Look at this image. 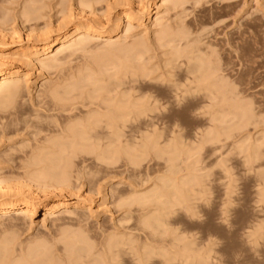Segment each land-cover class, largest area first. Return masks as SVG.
Wrapping results in <instances>:
<instances>
[{"label": "rangeland", "instance_id": "rangeland-1", "mask_svg": "<svg viewBox=\"0 0 264 264\" xmlns=\"http://www.w3.org/2000/svg\"><path fill=\"white\" fill-rule=\"evenodd\" d=\"M40 1L41 2L34 1V3H32L33 1L31 0L29 2L28 0H0V34L7 36L13 32H20L23 35L29 32L33 27L44 29L45 26L47 27L50 24H53L50 26L54 29L55 25H57V21L62 15L60 13L62 7H59L60 0ZM139 1L140 0H137L136 3L138 4ZM157 1L158 0H156V2ZM184 1L186 4L177 9V11L169 10L168 6L162 9V16L165 18L162 24L165 29L168 31L171 30L175 39L183 37L185 34L183 38H187L181 43V46L184 45L185 47L188 42L197 38L199 39L200 46L203 48L212 43L213 49L211 50L216 53L215 59L218 58L216 59L217 61H215L221 67L220 69H222L220 71L221 80L223 79L222 81H225V84H229L231 89L234 88L232 90L235 91V94H240L235 97L233 103L236 104L237 102L239 104L243 101V105H239L244 106L245 104V106L247 105L246 108L249 106L247 110L243 108L247 111H245L246 116H242L243 114L240 113H243V111L241 112L238 110L235 111L237 113H235V116L228 117L230 118L227 120L228 122L231 118L233 122L235 121L234 123H232V121L229 123L227 122V124L231 125V129L233 130L231 131L230 129L231 133L229 132L230 125L228 127L225 123L226 125H223L224 127H221L220 124L218 126V123L211 121V114H198L192 110L182 111L175 109V103H177V101L173 98L175 95L170 94L171 90H169V87L172 83L168 81H171L173 78H169L167 74L162 75L166 70L160 69L157 71L158 69L156 68L157 72L155 71L154 73L150 70L152 73L148 71L147 74L150 75V77L147 76V78H138L139 76L137 77L136 74V76H134L133 72L135 73L138 71L141 73L137 69L134 70L129 68V72L126 70V72H124L125 74H123L125 70L120 72V69H122L121 66L128 62L127 59L124 60V58H128L129 55H132L129 60L131 61L133 59L132 65L135 64L134 67H138L140 63L143 62L142 60H145L146 64L150 66L148 67L144 62L143 64L146 65L144 68L147 69H152V66L155 65H159V67L165 66L170 55L169 57L167 56L169 48H163V46L169 39L165 38L166 40H164L163 38L162 42L158 39L161 43H156L158 40H156L157 38L155 37L158 36V30H162V27L152 28L151 33L146 36L144 35L145 39L141 40V42L144 41L143 47H140V50H143L142 53L145 52L144 50L146 48H150L149 50L151 51L149 53L145 52L141 62H139L140 59L136 62L133 56L135 55L134 51L132 53L125 52V54L120 56V53L124 52L122 51L123 49L120 48L121 46L122 48L124 47L130 50L133 48L132 45L135 44V41L137 42L143 35L142 31L144 28L140 27L139 24L135 22L133 28L135 27L134 29L136 32L133 29V32L125 35V32L120 30L112 35L113 37L111 36L112 42H114L115 45V47L113 45V48L101 44L103 43L102 40H95L96 42L89 45V49L87 50L88 53L77 54L72 58L73 62L64 66L63 74L52 71L39 75L35 71L32 72L30 68L24 64H17L21 67V71L31 73L30 92L27 91L25 97L17 100L18 102L16 101L17 104L14 103L11 108H7L8 110L2 113L4 116H10L12 114L11 111L13 113L16 112L14 108L16 106L18 108L21 107L20 112H22L21 110H23V112L28 111V115H31L32 112L37 114H41L42 112L45 113V111L39 109L37 105V95L40 85L43 82H56L60 75L63 77L67 74L78 72L79 68H83L85 65H89L90 68L96 70H103L101 76L105 81H109L110 84H124L121 88L113 92L112 96L120 95L122 92L126 97H132V100L137 97L141 98V95L142 99L140 100H143L144 95V98L145 96L146 98L151 96L152 100L155 98L153 101H157L154 110H151L152 112L149 111L147 116L145 115L146 117H140L139 123H136L135 132H132L130 125L124 130V140L126 141L127 138L134 136L138 144L137 149L132 151L131 155L126 156L124 154L125 152H123L119 158L117 157L119 160H116L115 163H100L94 161L92 156L91 158L86 157V159L88 158L90 160L86 161L81 157V161H79L80 158H77L78 161L75 162L76 168H74V171H77L76 173L80 170V163L82 161L85 162V164H82L84 162L81 163L83 168L84 166L88 168L86 169L85 167V170L83 168L80 170L83 171L85 175L77 174L74 176L76 182L78 175H80V177L82 176L81 178L79 177L80 180H85H81L82 182L80 181L84 186L78 182L80 184L79 186L82 185L84 187L82 188L83 191L80 192L85 195L90 193V190L94 189L91 192H93L92 194L95 196L96 206H99L103 202L98 195H95L97 193V191H95L97 189L95 188L103 186L105 189H103L105 191L104 195L107 196L106 200H108V209L107 207L105 208L106 210L101 208L102 212L96 213L94 216H89L88 212L82 211L84 214H81V217L74 221H70L69 223H67L68 220L66 223H49L45 228L41 227L44 218L42 215L43 212H40L38 218H35L37 224L33 226L32 230L30 229L29 231L28 229H24L21 233L19 232L18 235H16V237L20 239L18 243L24 244V247L30 246L32 247L31 249H33L43 244L44 246H40L42 253L39 251L38 254L44 257L45 260H49V264H67L68 255L65 252L66 241L75 234H81V236L84 235V237L90 239L88 241L91 242L92 248L94 247L92 255L86 260L84 259L80 264H94L92 262L101 256V246L105 242L107 234L110 235L113 231V227L123 219H128L129 221L125 220L126 222H124L123 225L119 227L121 229L118 230L121 233H128L131 235L127 237L129 238L126 241L127 246L122 247L125 250L123 249L122 251V249H120L123 253L121 258L119 257L117 259L119 264H139L140 261L137 263L138 258L145 253L141 255L139 253L140 256L137 259L136 257L138 255L136 254L140 247L142 249L144 248L142 247L144 244H146L145 252L148 251L151 253L149 250L151 246L152 250L155 249V254L151 253L153 257L149 260V264H264V0ZM102 3L99 6L100 9H104L107 5L106 2ZM53 7H57L58 9H54ZM120 8L121 7H118L119 10H121ZM27 9L29 10L26 11ZM30 9L31 11L33 10V13L39 9V14H37V12L33 14ZM25 11L26 13H31L30 18L28 17L29 21H26L27 18H25V16L24 18L26 20L22 18V12L25 13ZM38 15L40 18L44 19H42V21L41 19L38 20ZM32 17H35L37 20ZM123 24H125L124 21H122V29H125V25ZM160 37L162 38V35ZM192 43V45L189 43L190 46L194 45V42ZM197 43H195V46H199ZM116 44H118V46ZM160 44H162V47H160ZM120 57H122L123 60L122 58L120 59ZM121 63L123 64L121 65ZM149 63L151 65H149ZM95 66L97 68H94ZM99 66L100 69L98 68ZM105 68L107 70H105ZM132 70L134 71L132 72ZM103 75L106 77L104 76V78ZM178 76H176L178 79L182 78V74ZM176 77H174V81L177 80ZM143 78L144 80H142ZM173 80L171 82H173ZM111 89L114 88L112 87ZM78 92H83L81 97V101H83L87 93H94V88L89 86L85 88V90L83 89ZM78 92L76 94H78ZM102 93L98 92L93 95L99 96L102 94L101 96H103L105 91ZM78 101L81 103L80 99ZM154 103L155 102H153V105ZM207 103L208 100L201 102L202 105ZM17 107L16 109H18ZM250 110L252 111L251 114ZM247 114L249 116H247ZM239 117L243 118L244 122L247 123L246 125L244 123L246 128L242 127L243 130L240 127L243 119L241 120ZM235 118L236 120H233ZM247 119L250 121L248 122ZM6 121L8 120H4V127L0 126V128H4L0 129V155L3 154L5 150L13 148V152L16 151V153H12L15 157L24 156L22 153H29L32 146L38 144V139L44 138L47 134L43 133L45 135H42V137L41 134L38 133L37 137L35 134L37 128L30 126L26 129L24 124H14L15 126L10 124L13 125V127L8 125ZM237 125L241 129L240 131L238 127H236ZM211 128H215L217 131H219L218 129L221 130L218 132V136H214L215 139L211 140L212 142L208 141L206 142L207 144H205L203 143L205 137L203 134L206 133L205 131L217 132L215 129L212 131L213 129ZM222 131H225L226 135ZM227 134L230 137L232 136V139L229 138ZM221 135L224 137L222 138ZM219 136L222 138L220 139L221 142L220 140L215 142L217 139L216 137ZM245 137L246 140L251 139L250 142L249 140H247L248 142L246 141L248 145L243 143L245 142L243 139ZM155 139L158 144L152 143ZM223 141L224 143H222ZM105 142L106 141H104V143ZM169 142H171L170 145H172L171 147L169 146L167 150V148L164 147L167 146ZM257 143H259V145ZM260 145L263 146L261 147ZM24 147L26 148L24 149ZM170 160H172V162H170ZM14 167L15 164L13 168L11 165L12 170L20 171ZM86 170H89L87 172L91 173V177L87 178L91 181L90 183L88 180L90 186L85 179L87 177L86 174L89 176V174L85 172ZM171 171L174 175L170 173ZM92 178L95 179V181H93ZM173 185H176L178 189L174 191L173 187L176 186ZM114 186H119L118 193L113 192L114 190L112 189H115ZM134 192L137 193L136 196L145 193L146 195L150 193H154V195L157 194L160 196V200L162 198L161 202L167 204L165 206L161 204L166 208L161 207V205L158 204L159 202L157 203L158 206L152 205L156 207H148L150 208L148 211L153 210L151 212H154V214L150 216L152 217L155 215V219L151 221V224L155 225H153V231L152 229L141 228L143 226L139 224L141 220L139 214L142 212L138 213L141 208L138 207L137 204H133L132 206L124 205L127 207L112 204L119 194L124 195L125 198H127L129 194V198ZM113 193H115V195H113ZM170 203H174L175 206H173V204L172 206L168 205ZM138 208H140L139 211ZM154 208L156 209L154 210ZM96 211L97 209H94V212ZM156 218L157 221L160 223L162 222V225H165L160 226L159 223L157 224ZM134 227L138 230L134 229L133 232L132 229ZM154 227L157 228L155 229ZM1 231L2 229L0 232ZM146 239H148V241ZM139 240L140 242H138ZM24 247H22L23 250ZM43 247L45 248L44 250ZM131 248H135V252H132ZM25 249L27 251L28 247ZM23 250L20 251L22 254H25ZM45 250H47V255ZM181 250H185V252L181 254ZM18 252L14 255L15 257L16 255L17 257L21 256V252ZM142 252H144V250H142ZM120 255L121 254L118 256ZM183 256H185V262L180 258H183ZM170 258H172V260ZM166 259H169L167 261L170 262H167Z\"/></svg>", "mask_w": 264, "mask_h": 264}, {"label": "bare ground", "instance_id": "bare-ground-1", "mask_svg": "<svg viewBox=\"0 0 264 264\" xmlns=\"http://www.w3.org/2000/svg\"><path fill=\"white\" fill-rule=\"evenodd\" d=\"M29 1L30 0H28V2ZM31 1H33L32 3H34V1L41 2L40 0ZM102 2L107 3L104 9H100L99 7ZM136 2L137 0H60L59 7H62L60 11L62 15L61 18H59V20L57 21V25H55L54 29H52L51 27L53 24L49 23L51 26L48 24L49 26L46 27L44 24V29H38L37 27H33L29 30V32H26L23 35L20 32H13L12 34H9L7 36L0 34V126H3L4 120H8L6 121L8 125L24 124L26 129L30 126L37 128L35 133L36 135L39 133L42 136L47 133L44 138H41L40 140L38 139V144L32 146V149L29 153L24 154L25 152L22 150L24 152L22 153L24 156L15 157L12 154L16 153V151L13 152V148L5 150L3 154L0 155V230L2 229V231L0 232V264H49V260H45L44 257H41V255L38 254L39 251L42 253V251L40 250V246H42L43 244H37L38 246H33V249H31L32 247L27 246L28 249L26 251L25 248L27 247H24V244L18 243L20 239H18L19 237H16V235H18L19 232L21 233V231L24 229H28L29 231L30 229L32 230L33 226L37 224L36 219L40 215V212H43L42 215L44 218L41 227L45 228L48 226L49 223H66L67 220V223H69L70 221H74L75 219L80 218L81 214H84L82 211L88 212L89 216H94L96 213L102 212L101 208H103V210L106 207L107 209L109 208L107 202L108 200H106L107 196L104 195L105 189L103 186H98L97 188H95L97 189L95 190L97 191V193L95 192V195H98L100 200H102L103 202L99 206H96L97 204L95 196H93V192H91L94 189L90 190V193H87L85 195L81 193L83 191L82 188H84V185L81 182L85 180L81 179V181L80 178L82 176L80 177V175H85V173L80 170L81 168H83V165H81V163L84 161L80 163L81 168L80 170H78V173H76L77 171H74V168H76L75 162L78 161L77 158H80L79 161H81L82 158L83 160L87 161L90 160L88 158H91L92 156L94 161L107 164L110 162L115 163L116 160L118 161V158L120 157V155L123 154V152H125L124 154L126 156L131 155V152L137 149L138 144L136 143V137L134 136H130L131 138H127L126 141L124 140V130H126L125 128H128L127 126L130 125L132 132H135L136 123L139 121L140 117L145 115L147 116V113L149 111L152 112L151 110H154V107L157 105V101H153L155 98L152 100L151 96H148L147 98L145 96L144 98L143 95V100H140L142 99V95L141 98L137 97L132 100V97H126L125 94H123L122 92L120 95L112 96V93L118 90V88H121L124 84L113 83V85L110 84L109 81H105V79H103L101 76L103 70L100 69V66L102 65L98 67L100 70H96L90 68L89 65H85L83 68H79L78 72L67 74L63 77L60 75L59 78H57L56 82H43L40 85L39 92L37 95V105L39 106L38 108L42 109V111H45V113L42 112L43 114H37L32 112L31 115H28L27 110V112H23V110H21L22 112H20L21 107L18 108L16 106L19 109L18 110L16 109V107L13 106L16 112L13 113L11 111L12 114H9L10 116H4L2 115V113L6 112V110H8L7 108H11L14 103L17 104V100H20L22 97H25L27 91L30 92L29 86L32 78L31 73L21 71V67L17 65L18 63L26 65L30 68L32 72L35 71L39 75H41L42 73H50L52 71L61 74L63 72L64 66L73 62V57L80 53H88L87 50L89 49V45L96 42L95 40H102L103 43L101 44H104L109 48L110 46L111 48H113L114 42H112L111 36L119 32L120 30L125 32V35L130 34V32H133L132 30L135 28H133V24L135 22L138 23L140 27L144 28V30L142 31L143 35L139 38L137 42L135 41V44L132 45L133 48H131L130 50L125 49L124 47L122 48L121 46L120 48L123 49L122 51L124 52H121L120 56L122 54H125V52L132 53L134 51L135 55L133 56L136 59V62L139 59V62H141L143 56L145 55V52H151L149 50L150 48H146L144 50L145 52L142 53L143 50L141 51L140 47H143L144 41L141 42V40L145 39V36L151 33L152 28L162 27V30H158L159 34L157 32L158 36L155 37L157 38L156 40L160 39L161 42L163 38L164 40H166L165 38L169 39L167 42L164 43L165 45L163 46V48H169L167 56L169 57L170 55V58L166 61L165 66L159 67V65H155L152 66V69H147L144 68V66L146 67V65L148 66V64H146L145 60H142L143 62L140 63L138 67H134L135 64L132 65L133 59L131 61L129 60L132 55H129L128 58H124V60L127 59L128 62L125 64L121 63V65H123L121 66L122 69H120V72L125 70L123 71V74H125L124 72H126V70H128L129 68L134 70L137 69L141 73H139L138 71L134 73V70H132V72L134 76H139L138 78H147V76L150 77L147 72L152 70L154 73L156 71V68L158 69L157 71H159L160 69L166 70L162 75L167 74V76H169V78L171 79H174V77L178 76L179 74H182V78L178 79L176 77V81H174L173 79V82H171L172 80H168L170 83H172V85L170 84V87L168 83V87L170 88L168 89L172 92H170V94H174L175 96H173V98H175V100L177 101V103H175V109L182 111L192 110L193 112L198 114H211V121L218 123V126L219 124L221 127L223 125L225 126L228 122L227 120L230 119L228 117L235 116V111H243V113L240 114H243L242 116H246V110L247 108H249V106L247 108V105L245 106V104L244 106H242L243 101L239 103L242 105H239L236 101V104L233 103L235 97L240 94H235V91L232 90L234 88L231 89L229 87V84H225V81L223 82V79L221 80L220 71L222 69H220L221 67L218 65V63H216V59L218 58L215 59L216 53L215 51L211 50L213 49L212 43L203 48L200 46L199 39L197 38L193 39L192 41L188 39L190 42H188L185 47L184 45L181 46V43L184 42V40H186L187 38H183L185 37V34L183 35V37L175 39L171 30L168 31L163 26L162 23H164L163 20H165V18H163L162 16V9L168 6L169 10L177 11V9L183 7V5L186 4L184 3L185 1L158 0L156 2V0H140L138 4ZM118 7H121V10H119ZM53 8L56 9L57 7ZM28 10L29 9H27L26 11ZM38 10L34 13L37 12V14H39ZM26 11L25 13H23L24 11L22 12V18H24L25 16L27 20L25 18L24 19L26 21H29L28 17L30 18L31 13H26ZM31 12L33 13V10ZM32 18L37 20L35 17ZM39 19H41L42 21V19L44 18L39 17L38 20ZM122 21H124L125 23L123 24L125 25V29H122ZM161 35L162 38L160 37ZM160 41L158 40V42L156 43H161ZM192 42H194L193 46H195V43L197 42L199 46H190L189 43H191L192 45ZM162 44H160V47H162ZM116 45L118 46V44ZM121 58L122 57H120V59ZM144 62L146 65L143 64ZM150 63L149 65H151ZM118 67L120 68L119 65ZM94 68L97 67L95 66ZM105 70L107 69L105 68ZM127 72H129V70ZM105 75H103V77ZM142 80H144V78ZM89 86L94 88V93H102L105 91L106 94L104 93V95L101 96L103 94L102 93L99 96H95L93 95L94 93H87V96H85L86 100L83 99V101H81L83 92L79 93L78 91L83 89L85 90V88ZM112 87L114 89H111ZM77 92L78 94H76ZM79 99L81 103L78 101ZM204 100H208V103L202 105L201 102H204ZM153 102H155L156 104L154 103L153 105ZM78 105H81L82 109L81 106ZM243 108H245L246 110ZM83 109L87 110L84 111ZM251 113L252 111L250 112V114ZM247 116L249 115L247 114ZM240 119L242 120L243 118ZM249 119H247L248 122L250 121ZM233 120H236V118ZM230 121H232V118ZM234 122L232 121V123ZM244 123L245 122L243 119L242 125L240 126L241 129L242 127L246 128V126H244ZM246 124L247 123H245V125ZM229 125L230 124H227L228 127ZM236 127H238V125ZM240 127H238L239 131L241 130ZM214 129L212 131H214ZM230 129L231 125L229 128V132L231 133V131L233 130L231 129L230 131ZM218 130L219 131L216 130L217 132H207L206 130V133L203 134L205 135V137L204 139L202 138L204 140L203 143L207 144L206 142L214 140V136H218V132H220L221 129ZM222 132H224L226 135L225 131ZM228 134L227 136L231 138L232 136L230 137ZM221 136H219L220 138L216 137L217 139L215 140V142L224 137L222 136L221 138ZM246 137L243 138L245 140V142L243 143H246L247 140H249V142L251 141V139L246 140ZM104 141L106 142L104 143ZM152 143L158 144L156 139ZM170 143L171 142H169V144H167V146H165L164 148H167L168 150L169 146L171 147L172 145H170ZM222 143H224V141ZM257 144L259 145V143ZM238 145L242 146L241 144ZM25 148L26 147H24V149ZM86 157L88 158L86 159ZM170 162H172V160H170ZM14 164V168L20 171L12 170ZM82 164H85V162ZM78 165L77 167L79 169ZM85 167L86 166H84L83 168L84 170ZM86 169L88 168L86 167ZM89 170H86L85 172L88 173L87 171ZM170 173L174 175L172 171ZM77 174L80 175L77 176L76 182L74 176ZM88 174L89 176L86 174L87 177H84L87 182L88 180L90 181V179L87 178L91 177V173L89 172ZM93 181H95V179H93ZM78 182L83 186H79L80 184ZM87 184L90 186L89 182ZM119 186H114L115 189H112L114 190L113 192L118 193ZM173 188L174 191L175 189H178L177 186ZM113 195H115V193H113ZM136 195L137 193L134 192L131 197L128 198V194V196L126 195L127 198H125L124 195L119 194V196L116 197L115 201H113L112 204L120 205L122 207L124 205L132 206L133 204H137L138 207L141 208L140 212L138 213H143H141L142 215L139 214V218L141 219L139 224L143 226L141 228L151 230L154 225L151 224V221L152 219H155V215L152 217L150 216L153 215L154 212H151L153 210L148 211L150 209L148 207L151 206L153 208L156 206L152 205L158 206V204H162L165 206L167 204H163V202H161L162 198L160 200V196L157 194L154 195V193H150L147 195L146 193L141 195L139 194L140 196ZM172 204L173 206H175L174 203H170L168 205L172 206ZM162 205L161 207H164ZM140 208H138V211ZM94 209H97V211L94 212ZM155 209L156 208H154V210ZM125 220L126 219L120 220L119 223L115 225V227H113L112 233L110 235L107 234V238L101 246V256L99 254L100 257L97 260H94L92 263L116 264L117 259L119 257L121 258L123 252H121L120 249H122L123 251L124 248L122 247L127 246L126 241L127 239H129L127 237L131 235L128 233H121L118 230L121 229L119 227L122 226L124 222L129 221L128 219L126 221ZM158 223L160 224V226L162 225V222L160 223L159 221H157V224ZM134 229L135 227L132 229L133 232ZM88 240L90 239H87L86 237H84V235L81 236V234H75L72 235L68 241H66L67 243L65 252L68 255V261H66L67 264H80L84 259L86 260L89 256L92 255L94 247L92 248L91 242H89ZM135 240L134 242L136 243ZM146 240L148 241V239ZM138 242H140V240ZM137 245L141 246L139 244ZM145 245L146 244L142 245V247H144L143 249L141 247L140 249L138 248L139 251L137 249L138 252L136 255L138 256L136 257V259L141 254L145 253L141 256L142 258H138L137 263L138 261H140V263L142 262L143 264H149V260L151 259V257H153L151 253L155 254V249H151L152 246L149 249L151 253H149L148 251L145 252ZM22 247H24V250ZM19 249L21 251L23 250L25 254H22ZM44 249L45 248L43 247V250ZM134 249L131 248V251L135 252ZM142 250H144V252H142ZM46 251L47 250H45V252ZM181 251V254L185 252V250ZM17 252H21V256H18L19 258L17 257V255L16 257L14 256ZM119 254L121 255L118 256ZM184 257L185 256H183V258L180 257L183 262H185ZM172 258L170 259L172 260ZM167 260L169 259H166V261ZM117 264H119V262H117Z\"/></svg>", "mask_w": 264, "mask_h": 264}]
</instances>
